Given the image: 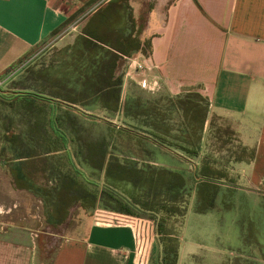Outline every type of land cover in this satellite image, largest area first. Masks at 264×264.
<instances>
[{
	"label": "crops",
	"instance_id": "1",
	"mask_svg": "<svg viewBox=\"0 0 264 264\" xmlns=\"http://www.w3.org/2000/svg\"><path fill=\"white\" fill-rule=\"evenodd\" d=\"M109 1L0 0V78L41 46L58 52L17 75L29 86L2 92L8 99L40 103L45 109L43 125L54 131L55 138L59 113L90 112L57 98L54 70L68 61L84 23ZM128 4L134 35L141 43L149 41L150 52H134L121 60L116 71L122 79L121 100L134 89L152 97L200 93L209 103L203 134L216 118L233 131L242 148L252 152L250 158L230 161L227 171L235 180L233 186L257 201L254 197L264 196V0H128ZM138 65L142 69L137 70ZM93 112L107 115L99 106ZM28 132L16 134L20 143L28 142L33 149L40 146L36 144L40 139ZM47 143L44 155L37 158L58 154L51 141ZM6 145L7 162L0 169V210L7 215L1 221L0 264H41L37 248L46 239L43 235L58 240L50 264H138L134 233L127 226L81 214L71 229L52 232L54 227L45 223L41 213L25 217L23 208L32 201L42 209V202L26 187L15 186L12 165L36 157L18 156L15 147H8L10 142ZM161 150L162 162L155 165L192 172L201 164L198 155L196 161ZM29 172L36 184H51L45 173L38 179ZM194 203L192 193L180 217L176 264H233L241 256L240 236L222 229L215 210L195 213ZM70 219L71 215L65 223ZM35 223L39 224L35 228L29 225ZM149 254L146 264H151Z\"/></svg>",
	"mask_w": 264,
	"mask_h": 264
},
{
	"label": "trees",
	"instance_id": "2",
	"mask_svg": "<svg viewBox=\"0 0 264 264\" xmlns=\"http://www.w3.org/2000/svg\"><path fill=\"white\" fill-rule=\"evenodd\" d=\"M134 29L135 21L128 0H110L84 23L80 35L69 50L68 61L58 65L53 74L58 89L56 95L61 100L81 104L89 112L99 106L108 114L118 113L131 120L145 119L140 126L149 131L147 134L150 137L147 139L151 144L144 146V159L139 162L111 155L106 160L105 146L98 162H94L93 155L85 156L87 167L93 174H103L105 185L99 193H88L82 183L55 172L52 167L42 170L46 174V182L50 181L51 184L38 185L29 178V170L39 160L37 156L44 155L46 149L37 145L34 149L30 148L28 142L20 143L19 136L15 135L9 141L15 147L16 154L36 157L12 165L15 186L26 187L27 191L41 200L45 223L50 227L63 224L69 208L77 203L83 209L99 205L104 210L128 216H131L129 212L134 207L152 212L160 209L170 216L182 217L185 212L183 199L194 193L195 213L204 214L215 210L221 226L226 221L227 213L235 216L232 223L238 230L236 235L241 239L238 250L241 256L236 257L233 264H264V218L256 207L258 204L243 191L237 190L224 170L208 162H201L192 172L154 164L162 162L161 149L176 151L170 148L172 146L186 154L197 155L209 103L200 93L192 91L169 98V104L160 109L167 115H178L180 122L174 130L172 125L165 122V116L157 111V102L142 101L132 94L121 100L122 79L116 74L121 60L134 52H150L149 41L141 43L134 35ZM65 121L64 116L60 115L58 126L64 128ZM213 137L219 143L223 137H235V134L228 128L217 126ZM169 140L175 144H170ZM75 141L80 142L82 139L76 136ZM246 151L241 147V153ZM248 153L250 158L252 152ZM41 159L48 161V158ZM242 159L235 157L234 160ZM258 203L264 208V201ZM236 210L242 211V214H236ZM166 236L170 237L169 234ZM175 239L173 250H164L162 264H176Z\"/></svg>",
	"mask_w": 264,
	"mask_h": 264
},
{
	"label": "rangeland",
	"instance_id": "3",
	"mask_svg": "<svg viewBox=\"0 0 264 264\" xmlns=\"http://www.w3.org/2000/svg\"><path fill=\"white\" fill-rule=\"evenodd\" d=\"M57 54L58 52L55 48L41 46L29 54L25 59L10 68L0 78V169L4 168L7 162L5 155L6 144L10 142L8 147L11 146L12 142L9 140H11L13 136L29 129L30 137L35 136V140L40 139V142L37 141V144H40L42 147H47V142L50 140L52 149L58 151V154L48 158L47 162L43 159H39L35 161L34 165L32 164L30 169L35 173L36 178H41L40 176L43 174L42 170L52 167L55 172H59L67 178H72L75 181L82 183L88 193H99L105 185L103 174L101 173L100 176L98 174L94 175L87 167L88 164L85 162L84 157L93 155L94 162H98V157L102 154V149L105 146L106 160L109 156L115 155L118 158L127 157L141 162L142 159H144V146H146V144H151L147 139L150 137L147 134L149 131L140 126L145 121L142 117L131 120L129 118H123L118 113H107V115H102L96 112H87L85 114L76 111H65L64 114L59 113V116H64L66 126L64 128H61L60 125L58 126L57 138H55L54 131L52 130L51 132L48 126L43 125L45 109L41 107L40 103L34 105L33 103L29 104L13 98L8 99L6 97L7 95L3 96L2 92L5 90H17L18 88L29 86L27 83H24L23 79L17 77L20 72L32 70L35 66L48 62L50 58ZM131 94L140 98L142 101L148 100L150 102H157V111L165 116V122L172 125L174 130L177 129V125L180 122L178 115L175 113L167 115V113L160 109L161 106H167L169 104V98L171 97H152L145 93H141L140 89H134ZM217 126L221 125L216 119L212 118L209 124V131L205 135L203 134L205 137L201 141L197 150V155L200 157L199 160L201 162H208L216 168L224 170L234 183V178L231 177L227 171L230 166V161L234 160L235 157H242L245 159L249 156V153L248 151L241 153V146L235 140V137H223L222 141L219 143L215 141L213 136L214 129L217 128ZM76 136H79L82 141L76 142ZM168 142L170 144H175L172 140H169ZM170 148L191 160H198L197 158H194L197 157V155L192 156L186 154L178 150L175 146ZM198 166H200V164L197 165V167ZM190 198L191 195L185 197L183 199L184 203L186 204ZM254 198L257 200L254 202L258 204V206H255L259 208L261 215L264 218V208L258 203V201H264V196L257 195V197ZM240 208L243 209V206L241 205ZM23 209L22 211L24 212L25 217L28 215L37 216L40 215V213L43 215V206L41 209L40 204L37 202L34 203L31 201L29 206ZM100 211L110 212L99 207V205L93 208L83 209L80 204H74L68 210L67 217L71 215L69 223L64 222L63 226H56L54 229H51V231L62 232L67 228L71 229L75 226L76 220L81 214L90 215L96 219V214L97 212L100 214ZM129 213L131 216L133 215L132 217L147 221L144 229L150 237L153 234L149 263L159 264V260H161L162 263L164 250L168 249L169 252H171L175 247V238L178 236L181 218L178 217L179 215L170 216L166 214L164 210L160 209L152 212L133 207L132 211ZM235 213L242 214V211L236 210ZM4 214L5 212L0 210V230L3 229L2 222L4 221V218L2 216H7ZM225 217L226 221L223 226H221L222 229L229 228L230 234L233 233L236 235L238 230H236L234 222L232 223L233 218L235 220V216H232V213L229 212ZM29 225L35 228L39 224L36 225L35 223ZM168 234L170 237L166 236ZM43 236L46 237V239H41L43 242H39L37 253L41 259V264H50L58 240L54 237ZM168 240H172V242Z\"/></svg>",
	"mask_w": 264,
	"mask_h": 264
},
{
	"label": "built area",
	"instance_id": "4",
	"mask_svg": "<svg viewBox=\"0 0 264 264\" xmlns=\"http://www.w3.org/2000/svg\"><path fill=\"white\" fill-rule=\"evenodd\" d=\"M136 68L137 70L142 69L140 65H138ZM99 213L100 214H98L97 212L96 219L103 221L105 223H111L114 225H124V226L129 227L133 231L135 241H136L138 264H146L147 257L149 254V249H150L152 239H153V234L150 237L147 234L146 230L144 229L145 225L147 224V221H143L141 219H138L132 216L122 215V214L113 213V212L100 211Z\"/></svg>",
	"mask_w": 264,
	"mask_h": 264
}]
</instances>
